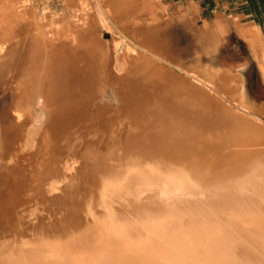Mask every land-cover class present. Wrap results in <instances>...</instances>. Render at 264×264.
<instances>
[{"label": "bare ground", "instance_id": "6f19581e", "mask_svg": "<svg viewBox=\"0 0 264 264\" xmlns=\"http://www.w3.org/2000/svg\"><path fill=\"white\" fill-rule=\"evenodd\" d=\"M168 10L162 0H0V80L19 132L3 154L0 264H264V105L250 102L243 73L185 68L164 39ZM227 23L198 28L207 54ZM234 25L264 76V33ZM171 76L211 90L236 124L167 122L197 118L179 108ZM105 87L114 108L99 102Z\"/></svg>", "mask_w": 264, "mask_h": 264}, {"label": "rangeland", "instance_id": "374dc122", "mask_svg": "<svg viewBox=\"0 0 264 264\" xmlns=\"http://www.w3.org/2000/svg\"><path fill=\"white\" fill-rule=\"evenodd\" d=\"M243 1L245 0H175V3H171V5L165 3L169 8L167 14L168 17L171 16L173 18H171L172 21L169 25L166 26L167 28L164 31V39L167 41L168 48L172 52L173 56L179 59L180 63L188 70L197 69L202 73H206L207 66L211 65L215 69H230L235 72L243 73L250 102L254 105L256 111L260 112L264 105V76L257 61L252 58L253 56L246 42L243 41V43L236 37H233V44L236 47L235 49H237L238 55L242 56V59L236 61H225L228 47L224 45L220 46L224 42L225 37L222 39L218 50L210 54H207L203 50L202 44L198 39V28L203 26L205 20L207 19H209L208 21L210 22H214L222 18L226 23L228 22L227 24L229 29L230 27L236 28L234 24L237 20H240V15L233 16L232 20H228L223 15H217V13L225 12L229 14L230 12L237 10V7L242 5H247L253 12H256L257 17L264 25V0H248V4ZM61 11L62 8L59 9L58 14H60ZM178 12L185 13V16L182 19L177 18L176 15ZM242 25L255 26L264 33V28L259 27L258 25L251 23ZM106 33H109V35ZM103 38L106 41H111V33L103 31ZM12 95V90L10 88H4L0 80V130L2 133L1 135L3 136L2 139L6 140V148L2 151L3 153L1 152L2 156L0 157L1 181H7L10 177L7 171L6 159L4 155L16 146L19 137V132L14 124V117L11 110L13 100ZM98 99L99 102L107 104L110 108H114L116 106L115 94L113 89L110 87H105V90L101 93V96ZM65 190L64 194L66 195V193L69 192V189L67 188ZM10 191V188L0 190V207L5 202ZM72 191L73 190L70 188V193H72ZM93 191L90 192V194L93 193ZM65 199H63V203L67 202V200L65 202ZM86 199L88 198L80 197L78 199L81 203L78 206L80 208L78 213L80 212L79 215H81L79 216L76 213L79 223H81V221L86 222V214L89 212L88 208H85L88 207V200ZM66 212H68V209L62 207L61 213L64 214ZM50 213L51 211L44 209L43 213L40 214V217L43 216V222L46 220L45 215H49ZM60 215L61 214H58L57 217H60ZM74 219L76 221L75 217ZM185 221L186 219L183 220V224ZM67 222H71V220H68ZM45 223L48 225L49 222L45 221ZM45 223H43L44 226H46ZM197 248V250L201 251V248ZM200 251H198V253H201Z\"/></svg>", "mask_w": 264, "mask_h": 264}, {"label": "water", "instance_id": "95a60500", "mask_svg": "<svg viewBox=\"0 0 264 264\" xmlns=\"http://www.w3.org/2000/svg\"><path fill=\"white\" fill-rule=\"evenodd\" d=\"M106 34L109 35V33ZM168 80V83L172 86V88H174L172 90L174 91V97L175 100H177L176 102L179 105V108L183 111L184 108L182 107V103L190 105L184 109L185 113L188 114V110L194 111V114L197 116L195 119L197 120L194 119L189 121L185 118H182L179 115H183V112H180L179 109V114L170 113L172 114V117L169 116L166 118L167 122L174 123L176 124L174 126L177 127H181L183 125L185 127H189L196 126V124H206L207 128L211 130L214 129V122H222V124H236L237 119L234 117V115L226 111V108L228 107H225L219 103L217 95L211 90H206L200 86L194 85L193 83L189 82L188 78H183V76L181 78L171 76L168 78ZM210 122H212V124ZM206 131L207 130H204V132L201 133L202 137H215L216 131Z\"/></svg>", "mask_w": 264, "mask_h": 264}, {"label": "crops", "instance_id": "0c3cea01", "mask_svg": "<svg viewBox=\"0 0 264 264\" xmlns=\"http://www.w3.org/2000/svg\"><path fill=\"white\" fill-rule=\"evenodd\" d=\"M162 1H163V3L170 4V5H171V3H173V4L175 3V0H162ZM243 2L248 4V0H245ZM217 15H223L228 20H232L233 16L240 15L241 16L240 22L242 24L251 23V24H255V25H258L259 27L264 28V25L262 24L261 20L257 17V13L253 12L250 9V7H248L247 5H242L240 7H237V10L230 12L229 14H227L225 12H218ZM210 20H212V19H210ZM233 37H236L238 40H240L242 42L244 41L241 38V36L237 33L235 28L230 27L229 32L225 35L224 42L220 45V46L224 45V46L228 47L227 53H226L227 57H226L225 61H230V60L236 61V60L242 59V56L238 55L237 49H235L236 47L233 44Z\"/></svg>", "mask_w": 264, "mask_h": 264}]
</instances>
